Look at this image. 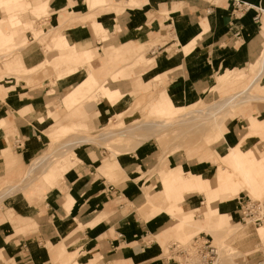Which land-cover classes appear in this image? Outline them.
Wrapping results in <instances>:
<instances>
[{
  "label": "crops",
  "instance_id": "obj_1",
  "mask_svg": "<svg viewBox=\"0 0 264 264\" xmlns=\"http://www.w3.org/2000/svg\"><path fill=\"white\" fill-rule=\"evenodd\" d=\"M21 1L6 0L3 4H0V9L5 10L4 15L0 10V18H2L0 19V45H6L12 40L13 31H16L19 36L20 26L24 25L29 28L30 22L28 21H31V18L29 20L24 19L23 14L27 12L34 14L33 6L35 0H26V3L30 2L32 11L29 9L22 12L23 9L18 8L17 12H22L19 14L20 16H17L15 12L12 15H8L6 11V9L9 11L12 5ZM109 1L112 2L111 4H114V1L116 2V0H97L96 3H92L91 7L94 9L98 5H109ZM122 1L128 4H135L140 0ZM244 1L250 2L252 8L242 11L241 16H236L235 13L239 11L235 8L232 0H218V3L207 0H176V2H184L185 5L180 7V9L174 6L170 10L172 11L170 13L174 14L173 18L175 21L173 25L169 19L163 21L165 27H171L169 32L165 28L159 30V33L151 29L143 40L138 43L133 38L127 40L123 37L116 40L115 43L106 46L109 51L113 47L120 49L124 57L139 51L135 56L133 55L136 57L134 64L126 62L116 67L114 66L116 63L112 62V64H109L108 58L103 51L104 41H96L87 25L78 24L68 28L67 38L71 40V44H80V48L85 51L84 54L94 57L92 59V68L96 72L99 81L103 82L108 77V73L118 70L115 79H121L115 81L110 79L113 84L111 87L118 88L121 92L126 93L121 106H114L106 97L100 96L98 101H90L85 105V112L88 115H96L100 121H108L109 119L113 121L115 120L116 112H124V109H128L130 104L136 102V97L134 95L129 96V94L133 92L139 93L141 87L146 85H157L160 86V90H165L163 103H171L173 99L176 102L188 105V102L197 99L198 95L201 96L203 89L210 83L209 79L213 73L217 75L215 87L225 88L231 86V84L233 85L225 90L226 95L230 93L229 90L234 92L242 89L256 74L252 75L248 82L237 90L232 88H235L238 79L221 85L218 76L226 77L227 73L231 75V78L240 74L244 76L243 67L249 68L253 58L258 53H260V58L262 53L264 54V0ZM62 5L66 7L62 11L66 20L70 12L76 16L78 13L83 14L80 9L83 11L88 9L85 0H65ZM147 6L148 4L141 8L128 9L125 14L117 18L116 23L121 25V28H124L122 24L125 22L127 28L138 30L142 23L146 22L145 8ZM12 17L20 19V23L15 27H10L9 20ZM76 20L81 19L78 18ZM100 22L105 26L108 23L111 25L115 23L113 20L107 21L106 19ZM133 26L136 28H132ZM56 27L53 26V28L57 29ZM53 28L45 32L46 34L34 31L35 36L31 30L26 31L25 36L21 32L20 40L23 41L26 38L27 43L21 46L23 48L20 45L16 46L15 59L21 61L24 65L23 68L17 71L40 67L47 59H55L53 64L58 69V74L54 76L56 85L47 84L39 89H31L32 93L26 100L28 99V104H31L32 107H37L40 112H47V109L51 107L49 102H57L60 105H64L61 107V112L67 113L68 110L65 107L71 109L68 99L69 90L79 86L80 82H84L88 78V75L82 77L83 68H81L59 76V73H63L74 66L76 59L72 54V56L58 59V52H56L57 55L52 53V51L49 53L48 42L42 41L41 38L44 34H58L59 32H53ZM52 29L53 31H51ZM9 31H11L10 36L6 37L5 32ZM168 33L170 34L169 39H165ZM38 34L39 36L37 37ZM116 35L119 34L116 33ZM150 40L160 41V43L157 44L156 51L145 55L141 51ZM188 44L195 46L189 51L186 48ZM140 66L144 69L142 73H139ZM87 67V65L84 67L85 70ZM155 67L159 73V79H156L154 74H151ZM132 70H135V73L139 74L140 77L143 76L142 81H140V84L143 85L137 86L135 90H133L129 78H124ZM161 81L163 82L162 85L160 84ZM89 84L88 86H82L81 89L85 91L86 89L97 87L94 83ZM0 87L4 88L3 84H0ZM53 89L55 93H51ZM60 94H63V96ZM16 98L12 100L19 105L20 102ZM158 98H160L159 92L151 107L158 103ZM80 106L79 103L77 109ZM0 108H3V106L1 105ZM22 110L24 109H20V111ZM6 111L5 119L2 116L5 123L3 125L0 124V160L5 157L9 163L13 159L7 156V148L14 145V142L16 143L15 148L20 149L19 154L28 156L38 151L37 145L40 139L35 133V127L29 124L26 118L22 115L13 114L14 108H7ZM50 112L52 117L57 119L58 111L56 112L51 108ZM129 115L127 114L125 118L128 119ZM255 115L258 119L264 121V110ZM67 119L71 120L72 117ZM75 121L88 122V119L84 117V119ZM7 122L11 130L18 132L21 139L13 140L11 138L9 134H12V131L9 130ZM71 128H73L72 125ZM240 128L242 130L248 127L245 124ZM152 140L153 138L147 140L148 142L144 141L134 150L126 151L116 156L117 163L125 168L124 172L128 177L135 172V168L138 166L152 167L157 163L156 157L159 154V147L158 145L149 146L148 144ZM80 150L81 161L77 164L78 169L66 176V189H57L48 193L50 196L49 201L46 205L40 206L34 214L29 213L26 209L24 211L21 205L20 210L16 211V219H13L14 216H12L14 215V210L9 211L10 218L13 220L8 218L9 215L7 216L6 212L0 214V264H54L59 260L56 253L59 252L60 248L58 247L62 243L67 249H70V252L71 248L79 251L78 259L80 264H135L136 260H138L137 264H181L175 257L160 256L153 261L149 259L157 253L158 247L163 244L162 238L166 236L174 224L166 226L169 219L166 216L161 217L160 214L148 215V219L139 215L137 202L142 193L141 183H129L127 179H120L115 173L111 175L103 173L101 168L105 164L115 162L112 161L111 151L105 145L87 142L82 144ZM93 152L97 158L93 157ZM206 154L209 157L212 152L209 154L204 149L199 158L201 162L208 164L210 160L203 158ZM185 158L181 151H175L169 155L171 165L189 164ZM205 169L201 168V171ZM26 172L27 170L23 172L19 182L9 186H19V183L25 182ZM111 176L115 177L112 178ZM58 177L56 175L51 180H55ZM157 178L158 176L155 174L147 182ZM27 186L18 187L20 189L17 190H25ZM71 192L75 194L78 204L73 220H71V215L67 214L63 209L64 206L67 209ZM128 205H130L129 208H127ZM77 219L81 225H75L72 229V234L67 233L71 223ZM149 236H151L150 242H148Z\"/></svg>",
  "mask_w": 264,
  "mask_h": 264
},
{
  "label": "rangeland",
  "instance_id": "obj_2",
  "mask_svg": "<svg viewBox=\"0 0 264 264\" xmlns=\"http://www.w3.org/2000/svg\"><path fill=\"white\" fill-rule=\"evenodd\" d=\"M5 1L6 0H0V4H3ZM85 1L89 3L92 0ZM207 1L218 3V0ZM26 2V0H22L21 2L12 5L9 11L8 9H6L8 15H12V13L15 12L17 16H20V13L25 12L29 9L32 11L30 2ZM63 2H65V0H58L57 2H53L55 3L53 7L61 8L63 6ZM88 3H86L88 7L87 11H83L82 9H80L83 14L76 13L78 16H74L70 12L69 16H67V20L65 19V14L62 12L66 7H62L59 10H52L53 7L51 6L52 9L44 8L43 10L42 7L36 9V6L34 5V14L29 12L23 14L24 19L29 20V18H31V21H28L30 22L29 28L24 25L20 26L21 29L19 32V36L21 32L22 35L25 36V33L28 30H31L33 35L35 36L34 31L45 33L53 28V26H57V29L53 28L54 33L59 32L67 36V29L79 24L87 25L91 29L95 40L102 41L103 37L101 34V30L100 28H98L100 24L93 21L96 20L100 22L104 19H106L107 21L113 20L115 21L114 24L111 25L110 23H108L106 26L104 25L107 29V32L109 33V36L106 42L105 40H103L105 44L103 47V51L108 58L109 64H112V62H114L112 61L113 57L110 58L108 53L109 50L106 47L107 45L115 43L116 40L123 37L127 40L133 38L138 43L140 40H143V38L149 33L148 31L151 29L159 33V30L165 28L167 32H169L171 27H165L163 21L165 19H169L171 20L173 25V22L175 21V19L173 18L174 14H171L170 12L172 11L170 10H172L174 6H176L177 9H180V7L185 5L184 2H176V0H140L135 4H128L122 0H116V2L114 1V4H111L112 2L109 1V5H98L96 7L97 9H93L88 6ZM147 4L148 6L146 8L144 7L146 10V22H143L138 30H133L130 27L127 28V24L125 22L124 24H122L124 28H121V25L116 23L117 18H120L123 14H125L128 9L138 7L141 8ZM18 8L23 9V11L17 12V10H19ZM0 10L4 15L5 10ZM235 15L241 16L242 12H236ZM78 18H80L81 20H76ZM14 25L16 26L17 24L12 23L10 27H14ZM132 28L136 27L133 26ZM10 33L11 31L5 32V36L9 37ZM116 33H118L119 35H116ZM51 34L53 33H50L48 35L44 34L41 40L47 41V39L51 37ZM37 36H39V34ZM169 36L170 34L168 33L165 39H169ZM51 42L52 40L49 39L47 48L50 51L54 50L55 52L57 49H54L55 44L49 45ZM159 43L160 41L150 40L147 42V45L144 46L141 52L146 55L147 53L156 51L157 44ZM20 44L24 45V43H19V45ZM194 46L195 45L193 44H188L186 48H188V50L190 51L194 48ZM0 48V84H3L4 86V88L0 87V104L3 106V108H0V119H2L3 117L5 119L7 108H14L13 114L17 116L22 115L24 118H26L29 124L35 127V133L40 139V142L37 145L38 151L33 152L28 156L19 154L20 149L15 148V142L13 143L14 145L7 148V156L11 157L13 161L10 160V162L8 163L6 161L7 158L5 157L0 160V195L9 188L10 184H15L21 180L23 172L28 169L33 159L35 160L37 159V157L40 158V156L44 155H50V157L51 155H53L47 161L50 162L52 160L51 165L48 169L46 165H44V167L41 166L40 169H35L32 176L28 177V179L26 180H29L27 182L28 186L25 190L21 189L14 194L11 193V196L8 195L9 197L6 196L7 198L5 197V199L0 200V214L6 212L8 216L9 211L14 210V215L12 216H14L13 219H16V211L20 210V205L24 211L26 209V211H28L29 213L34 214L35 212H37L40 206H44L47 204L50 199L48 193L57 189H66V176L75 169H78L77 164L81 161L80 149L82 144L75 147L69 153L63 154L62 156H57V153H60L58 151L62 150L61 146L68 140H75V138H78L82 135H86L87 137L95 136V141L93 142L96 145H105L111 151L112 161H115L113 163L105 164V166L101 168L103 170V173H105L106 175L115 173V175L119 176L120 179H127V182L129 183H141L142 193L140 194L137 202L139 207V215H141L145 219H148V215L154 216L160 214L161 217L166 216L167 219H169L166 226L174 224L171 230L167 232L166 236L162 238L163 244L158 247L159 249L157 253L149 258L150 260L153 261L157 257L164 256L175 257L182 264H189L190 261L191 263H194L198 259L195 255L189 256L179 250L188 248L189 245L191 246L190 243H192L193 237L199 235L209 238L212 243L219 248L220 253L217 264H258L259 260L264 259V245L260 239L261 234H258L256 228L251 224H244L240 222V203L248 199L264 201V193L256 196L254 194H250L248 191L242 190L240 191V193H237L233 197H231V199L228 201L230 206L223 208L230 210L229 214L233 216V222L234 224H236L237 230L233 232V235H229L226 234L223 229H221V231L223 232L217 231V235V233L209 231L208 229L209 227H212V230L219 229V212H212V209L210 208L206 209L205 195L199 192L197 188L189 189L188 191L186 190L187 181L190 177H188L185 172L170 171L174 167L183 168V166H187L190 169V172L197 173L201 172V168H206L205 170H209L213 168L216 169V167H218L219 165H224V167L222 166L221 168H219V171L224 174H232L237 169V161L232 157V155H230L232 146L238 150L239 154L242 155L241 158H238L239 160L242 158L246 159L248 155L251 156L257 154V152L250 150L251 147L255 148L259 152V154H264V130H253L251 125L256 120H261L258 119L255 114L263 112L264 110V76L261 82L251 90V93L260 96V99L246 101L245 103L241 102L240 105L232 106L230 108L227 107L217 113L216 117H214L215 119L193 118L191 120H186L187 112L202 109L204 114H208L206 109L208 105L215 102H223L231 97H234L235 93L238 94V92H241L250 77L255 74V76H257V74L259 73L263 53L261 58L259 57L260 53H258L253 58L252 64L249 68L243 67L245 72L244 76L240 74L241 76L238 75L237 77L231 78V75L227 73V76L222 77L219 81L221 85H225L230 81L238 79L236 81L235 88L232 89L237 90L244 86L242 89L234 92H232L233 90H229L230 93L226 95L227 93L225 90L228 87H232L233 85L231 84V86L225 88L215 87L217 75L216 73H213L211 78L209 79L210 83L205 89H203L204 91L201 92V96L198 95L197 99L188 102V105L181 104L173 99L171 103H163V101L165 100L164 89L160 90V86L157 85L142 86L140 84V81H142L143 76L140 77L139 74L135 73L136 69L129 71L130 73L124 78H129V82L133 86V90H135L139 85L143 87H141L139 93L133 92L129 94V96L134 95L136 97V102L134 104H130L128 109H124V112H116L115 120L112 121L111 119H109L108 121H100L96 115H88L85 112L84 107L90 101H98L100 96L107 98V92L112 90V88L109 86H113V84L110 82V79L113 81L121 79H115V76L118 74L115 73L116 70L108 73V77L105 78L103 82H100L98 77L96 76V72L92 68L93 60L84 59L82 63L77 64L76 70L84 68L87 65V69L85 70L84 68L83 70L82 77L84 75H88V78L84 82H80L78 87L79 89H81L82 86L90 85L89 83H94L95 85H97V87L94 89H86L85 91L81 89V94H84L83 96H80L77 105H70L72 111L68 107H65L68 110V114L66 112H61V107H63L64 105H60L57 102H49V106L51 107L47 109V112H40L37 107H32L31 104L29 105L28 99L26 100V98L32 93L31 89H39L47 84L52 86L56 85L54 76L58 74V69L56 68L55 64L52 63L51 65L47 66L43 64V67H41V65L36 71L32 70L33 72L31 73L19 72L17 70L23 68L24 65L21 61L15 59L16 46L12 47L0 45ZM64 48L68 49V47ZM138 52L139 51H137V53ZM137 53H134L133 55L135 56ZM125 56H127L125 58L130 62L131 58L129 54ZM119 57L120 60L118 59L119 61L116 62V65H114L115 67L127 62L121 60V56ZM119 57L115 56L114 59H117ZM143 70L144 69L140 66L139 73H142ZM158 75V72L154 74L156 79H159ZM160 84L162 85L163 82L161 81ZM158 92L160 93V98H158L159 103L165 106L166 110H173L169 112H163L161 110H158L159 108L151 107L153 100L158 95ZM51 93H55V90L53 89ZM61 96H63V94ZM15 97L18 98L16 99L19 100V105L13 102L12 99H15ZM111 100L114 106H121V102H123V99H117V97L113 95H111ZM79 103L81 106L79 107V109H77L76 107L79 105ZM51 108L56 112L58 111L57 119L56 117H52L48 120H39V116H45L46 114L48 116ZM20 109H24V112H20ZM31 110L33 111V113L30 112ZM127 114H130L128 119L125 118ZM68 117H72V119L69 120L67 119ZM84 117L88 119V122L75 121L84 119ZM177 118L180 119L179 123L176 122L177 120H179ZM159 120H170L171 122L175 121L176 124L167 128V130L165 129L163 132L154 129L139 130L137 128L138 125L147 124ZM245 124L248 128L241 130L240 127ZM71 125L73 126V128H71ZM110 129L132 132L133 135L120 134L115 136L108 135L106 137L105 135H107L106 133ZM9 130H11L10 127ZM11 131L12 134L9 135L13 140L21 139L19 138L18 132L16 130ZM102 135L104 136L101 137ZM142 135L148 137L144 141L153 138V140L150 141V144H148L149 146L153 147V145H158L159 154L156 157L157 163L152 167L138 166L135 168V172L128 177L124 172L125 168L117 163L116 156L120 153L134 150L139 144L144 142L142 139ZM243 145L247 146L244 147ZM58 147L60 149H58V151L56 152ZM204 149H206V152L209 154H211L212 152L211 156L208 157V155L206 154L203 157L204 159L210 160L208 164L201 162L199 158ZM175 151H181L186 157L185 160H187V162L192 165H171L169 155ZM54 153L57 155H55ZM114 153L118 154L114 155ZM92 155L94 158H97L94 152L92 153ZM255 158L259 160V155H257V157ZM215 161L216 163H214ZM262 162H264L263 157ZM196 163L198 164L193 165ZM155 174L158 176V178L156 180H152L151 182H147ZM56 175H58L59 177L55 180H51ZM111 177L113 178L115 176ZM24 185L25 182H23L20 187H23ZM70 195L71 199H69L68 201L67 209L65 206L63 207V209L67 212V214L71 215V220H73L76 215L75 211L78 207V204L76 202L75 194L71 192L69 196ZM167 202H169L170 204V207L168 209L165 205V203ZM130 205H128L127 208H129ZM196 208H198V210ZM193 209H196V211H194L193 213L194 217L196 219H199V224L203 225V228L201 229L182 222L183 220L180 215H182L183 213L180 212H190ZM163 212L167 213L170 216ZM205 216L208 217V220L204 219ZM8 218L13 220L12 218H10V215L8 216ZM75 225H81L80 222H78V219L71 223L69 234L71 233V230L75 227ZM236 235L238 237H236ZM227 236H232V238ZM215 238H219L218 240L221 239L220 241L222 242L218 243ZM150 240L151 236H149L148 242H150ZM174 244L178 245L176 249L171 248V246H173ZM61 247L63 248L61 249ZM58 248L60 249L56 254H58L59 260L54 264H80L78 259L79 251L71 248L70 252V249H67L63 243ZM226 249L227 251H225ZM137 263L138 260L135 261V264Z\"/></svg>",
  "mask_w": 264,
  "mask_h": 264
},
{
  "label": "bare ground",
  "instance_id": "obj_3",
  "mask_svg": "<svg viewBox=\"0 0 264 264\" xmlns=\"http://www.w3.org/2000/svg\"><path fill=\"white\" fill-rule=\"evenodd\" d=\"M57 1L58 0H44V1L35 0V4L34 5L36 6V9H38L39 7H42L43 10H44V8L45 9H52L51 6L53 7V5L55 4L53 2H57ZM96 1L97 0H92L89 3L88 2H86V3H88V6L90 8H92L91 7L92 3L93 2L96 3ZM64 6H62V7H64ZM59 9L60 8H54L53 7L52 10H59ZM0 19H2V18H0ZM93 22H98L100 24L98 28H100L103 40H105V42H106V40H108L109 33L107 32V29L105 28L104 24L99 22V21H93ZM9 23H10V25L12 23L19 24L20 23V19L18 17H12V18H10ZM14 27H15V25H14ZM51 31H53V30H51ZM49 39L52 40V42L49 45L55 44L54 45V49L58 50V51L56 50L58 52V57H57L58 59L63 58L64 56L68 57V56H72V55L76 59V64L74 66H72L70 69H68L67 71H64L63 73H59L60 76L65 75V74H69L72 71H75L77 69V67H76L77 64L78 63H82L84 59L89 60V59H93L94 58V57H89L86 54H84L85 51L82 48H80L79 45L76 46V44H71V40H69L67 38V36L65 34H63V33H58L56 35L51 34V37ZM49 39H47V42L49 41ZM109 39H112V38H109ZM19 43H24V45H26L27 42H26V39H23V41H21L20 37L18 36L16 31H13L12 40L10 42H8L5 46H12L13 47V46L19 45ZM20 45L23 46V44H20ZM64 47H68V49L64 48ZM21 48H23V47H21ZM78 48H80V50H78ZM15 49H17V48H15ZM4 50H6V49H4ZM51 51L53 53H56V51L54 52V50H51ZM51 51L49 50V53ZM108 53H109L110 58L113 57L112 58L113 59L112 61H114L113 63H116L117 61L120 60L119 56L122 57L121 60L127 61V63H129V64L133 63L135 61V59H136V57H134L133 55L130 54L129 56H130L131 59H130V62H129V60H126V58L122 55L121 50L117 49L116 47H113L112 50L109 51ZM56 55H57V53H56ZM115 56H117L119 58L114 59ZM53 57H55V56H53ZM54 61H55V59H53V58H52V60L47 59L45 62H43V64H45V66L51 65ZM43 64H42L41 67H43ZM38 68H39V66L31 68V69L30 68H26V69L19 70V72L31 73L34 70L36 71ZM83 70H84V68H83ZM115 73H118V70L115 71ZM155 73H157L156 67H155L153 73H151V74H155ZM223 73H224V71H223ZM263 76H264V54L262 56L261 68H260L259 73L257 74V76H255L251 80V82H249V84H247L242 89L241 92H238V94L235 93L234 97H231V98H229V99H227V100H225L223 102H215V103H212V104L208 105L207 108H206L208 114H204L202 109L197 110V111L193 110V111L187 112L186 120H189V119L191 120L193 118L213 119L214 117H216L217 113H219L221 110H223V109H225L227 107L230 108L232 106L240 105L241 102L245 103L246 101H250V100H254V99H260V96L252 94L251 90L257 84H259L261 82ZM221 78H222V76L219 75L218 76L219 81H220ZM128 85H129V83H128ZM141 85H143V84H141ZM109 87H111V86H109ZM119 88H121V87H119ZM122 91H124V90H122ZM83 94L84 93L81 94V89H79L78 86L73 87L72 90H69L68 99L70 101V105H77L78 102H79L80 96H83ZM111 95L116 96L117 99H123L124 96L126 95V93L121 92L120 89H118V88H112V90L108 91L107 92V99L111 102V104H113L112 100H111ZM154 107L159 108L158 110H161L163 112H169V111L173 110V109L166 110L165 106L161 105L159 103V101H158L157 104L154 105ZM20 112H24V111L22 110ZM30 112H32V111H30ZM51 117H52V113L49 112L48 116H43V117L39 118V120H45V119L48 120ZM177 119H179V118H177ZM179 121H180V119L177 120L176 122L179 123ZM176 122L175 121L171 122L170 120L169 121L168 120H159V121H154V122H150V123H147V124L138 125L137 128L139 130H147V129L153 130L154 129V130H158V131H162L163 132L165 129L167 130V128H169L172 125L176 124ZM4 123H5L4 119L3 118L0 119V124L3 125ZM251 125H252L253 130H257V131L264 130V121L263 120H256ZM106 134L107 135H105V136L107 137L108 135H114L115 136V135H120V134L131 135L132 132H126V131L110 129V130L107 131ZM103 136L104 135H102L101 137H103ZM94 137L93 136L92 137H87L86 135H82V136H80L78 138H75V140L74 139L68 140L67 142H65L61 146V149H62L61 151L60 150L58 151V149H60L59 147L57 148L56 152L58 151L60 153H57L58 155L55 154V153L54 154L57 155V156H62L63 154L69 153L76 146H79V145H81L83 143L95 141ZM98 137H100V136H98ZM147 138L148 137H146L145 135L142 137L143 141L145 139H147ZM100 139H103V138H100ZM104 144H105V142H104ZM243 146L246 147L247 145H243ZM250 150L257 152V154L251 155V156L248 155L246 157V159L242 158L243 160L242 159L239 160L238 158H241L242 155L239 154L238 150L235 149L232 146V149L230 151V155H232V157L234 159H236V161H237L236 162V168L237 169L232 174H224V173H221L219 171V168H221L222 166L224 167V165H222V166H220V165L218 166L217 165L218 167H216V169L213 168V169H209V170H205V171H201V172H197V173L190 172V169L187 166H183V168L174 167V168H172V170H170L171 172H180V171L185 172L187 174V176L190 177L188 179V181H187L186 190L188 191L189 189H194V188L196 189L197 188V190L199 192H201V193H203L205 195V198H206V201H205L206 202L205 203L206 204L205 205L206 209L210 208V209H212V212H219V214H218L219 223H220L219 229L218 230H212V227H209V229L207 228L209 231L217 233V231H221V229H223L226 234H229V235L232 234L233 235V232H235L237 230L236 224H234V222H233V216H231L229 214L230 210L225 209L223 207H228L227 206V205H229L228 201L231 199V197H233L237 193H240V191H242V190L248 191L250 194H252V195L254 194L256 196L261 195V194L264 193V162H262V157L264 159V154H262V155L259 154V152L253 147H251ZM117 154L118 153H114V155H117ZM257 155H259V160L255 158V157H257ZM52 156L53 155H51V157ZM51 157H50V155H47V156L44 155V156H40V158L37 157V159H35V160L33 159V161L31 162V164L29 166V168L27 169L26 180L28 179V177L32 176V174L35 171V169L38 170V168L40 169V167L41 166L44 167V165H46V167L48 169L49 166L51 165V161L52 160L50 162H47V161ZM214 163H216V161ZM44 172H45V170H44ZM28 181H25V185L24 186L28 185V183H27ZM23 182L21 184L20 183L19 184L22 185ZM20 185L19 186H17V185L16 186H9V188L6 189L5 192L0 195V200L4 199L6 196L10 195L11 193H14L15 191H18L20 189V188L18 189V187H20ZM21 188H23V187H21ZM165 205H166L167 209L170 207L169 206L170 205L169 202L165 203ZM196 209L198 210V208H196ZM196 209H193L190 212H188V211L187 212H184V211L180 212V213H183L182 215H180V217L182 218V220H183L182 222L183 223L190 224V225H192V226H194V227H196L198 229H201V228H203V225L198 223L199 219H196L194 217V214H193L194 211H196ZM204 219L208 220V217L205 216ZM69 228H70V226H69ZM256 230L258 231V234H261L260 239H261V241H262V243L264 245V225L261 226V227H258ZM221 232H223V231H221ZM67 233H69V229H68ZM71 234H72V230H71ZM217 235H218V233H217ZM227 237H231L232 238V236H227ZM236 237H238V236L236 235ZM218 239L219 238L216 239L218 243L222 242V241H220L221 239L220 240H218ZM230 250H232V249H230ZM225 251H227V249Z\"/></svg>",
  "mask_w": 264,
  "mask_h": 264
},
{
  "label": "built area",
  "instance_id": "obj_4",
  "mask_svg": "<svg viewBox=\"0 0 264 264\" xmlns=\"http://www.w3.org/2000/svg\"><path fill=\"white\" fill-rule=\"evenodd\" d=\"M238 11H246L252 8V4L244 0H232ZM258 19V17H257ZM240 222L251 224L256 229L264 225V201L248 199L240 203ZM188 248L179 251L186 255H195L198 259L194 263L189 264H217L220 250L212 241L205 236L193 237L192 243ZM178 245L174 244L176 249ZM182 264V263H181ZM258 264H264V259L259 260Z\"/></svg>",
  "mask_w": 264,
  "mask_h": 264
}]
</instances>
